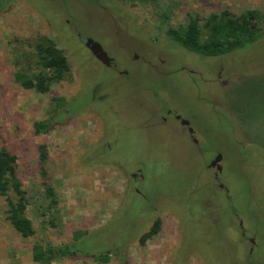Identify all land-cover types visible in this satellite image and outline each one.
Returning <instances> with one entry per match:
<instances>
[{
  "label": "rangeland",
  "instance_id": "obj_1",
  "mask_svg": "<svg viewBox=\"0 0 264 264\" xmlns=\"http://www.w3.org/2000/svg\"><path fill=\"white\" fill-rule=\"evenodd\" d=\"M7 1L0 12V145L18 156L36 234L20 236L0 196V264H40L31 253L38 241L72 244L74 255L51 264H264V36L205 57L172 42L150 3ZM249 7L264 10V0H181L172 24L188 13ZM39 34L56 40L73 71L48 93L13 78L16 39ZM85 38L129 73L101 65ZM56 96L67 99L57 113ZM167 106L192 123L197 147ZM42 121L52 125L38 134ZM42 143L59 197L51 209ZM218 154L223 172L211 166ZM158 217L162 230L141 244ZM77 231L84 233L75 238ZM104 252L110 262L93 259Z\"/></svg>",
  "mask_w": 264,
  "mask_h": 264
},
{
  "label": "trees",
  "instance_id": "obj_2",
  "mask_svg": "<svg viewBox=\"0 0 264 264\" xmlns=\"http://www.w3.org/2000/svg\"><path fill=\"white\" fill-rule=\"evenodd\" d=\"M136 6L150 3L155 9L159 20V28L166 36L187 50L205 57L227 55L247 48L264 36V10L249 7L241 12L229 9L212 11L209 14L188 13L184 21L172 24L177 6L181 0H115ZM9 2L0 0V12L7 9ZM11 61L16 67L13 78L16 84L24 89L39 93H48L52 87L62 81L73 79L72 65L65 51L56 40L46 34H39L33 39H16V46L11 50ZM53 111L67 107L64 96L53 98ZM51 121L36 123V132H47ZM2 125L0 124V136ZM50 159L47 144L39 145V165L43 196L48 202L47 209L56 208L59 197L55 186L50 181L48 161ZM0 196L6 200L4 210L6 220L23 238L36 234L33 220L28 214L30 199L18 172V156L7 145H0ZM162 229V219L158 217L151 228L140 237L141 244L156 236ZM80 233H74L79 238ZM72 244L53 246L38 241L33 244L31 253L34 262L51 264L56 259L74 255ZM99 263H108L111 254L104 252L93 255Z\"/></svg>",
  "mask_w": 264,
  "mask_h": 264
},
{
  "label": "flooded vegetation",
  "instance_id": "obj_3",
  "mask_svg": "<svg viewBox=\"0 0 264 264\" xmlns=\"http://www.w3.org/2000/svg\"><path fill=\"white\" fill-rule=\"evenodd\" d=\"M85 40H86V38H85ZM85 40H83L84 41V43H85ZM86 45V44H85ZM91 51V50H90ZM109 55V54H108ZM110 56V55H109ZM136 58H139L138 57V55H136ZM98 62L101 64V65H103V66H105V67H109V68H117V70L119 71V73H123V74H125V75H127L129 72H127L125 69H123V70H121V69H119V67L117 66V64H116V62H115V60L112 58V60L108 63V64H106V63H104V62H102V61H100L99 59H98ZM166 105V104H165ZM168 107V106H167ZM178 110H175V109H173V108H171V107H168L167 108V114L169 115V116H172V117H174V119L176 120V121H178V122H180V124H182V126L188 131V133H189V136H190V139H191V142L197 147L200 143H201V139L195 134V129H194V127L192 126V123L189 121V120H186V117H184L183 115H180V113H178L177 112ZM162 119H163V121L164 122H168V120L170 119V118H168V116H163L162 117ZM218 156V155H217ZM217 156H215L214 157V159L217 157ZM222 158H223V156H222ZM214 159H212V161L214 160ZM210 163H211V161H210ZM220 166V167H219ZM213 167H215L216 169H217V171L219 172H223V165L222 164H220V163H216V165L215 166H213ZM216 174V178H218V173L216 172L215 173ZM219 187L220 188H222L223 187V184L222 183H220L219 184ZM162 230V229H161ZM253 241V240H252Z\"/></svg>",
  "mask_w": 264,
  "mask_h": 264
},
{
  "label": "water",
  "instance_id": "obj_4",
  "mask_svg": "<svg viewBox=\"0 0 264 264\" xmlns=\"http://www.w3.org/2000/svg\"><path fill=\"white\" fill-rule=\"evenodd\" d=\"M85 44L100 61L108 64L112 60L107 51L103 48L102 44L94 40L93 38H86ZM221 159L222 154H218V156L212 161L211 166H215L216 163H219L221 161Z\"/></svg>",
  "mask_w": 264,
  "mask_h": 264
}]
</instances>
